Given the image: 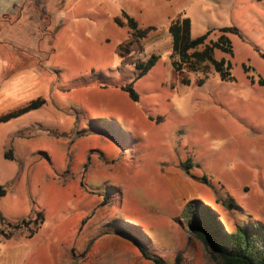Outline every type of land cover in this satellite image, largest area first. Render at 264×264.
I'll use <instances>...</instances> for the list:
<instances>
[{"label": "rangeland", "instance_id": "rangeland-1", "mask_svg": "<svg viewBox=\"0 0 264 264\" xmlns=\"http://www.w3.org/2000/svg\"><path fill=\"white\" fill-rule=\"evenodd\" d=\"M151 1L140 25L163 32L158 48L145 34L124 43L127 29L98 35L77 22L65 46L39 63L46 104L0 123V215L27 222L0 235V264H218L182 219L194 199L226 231L264 225V0ZM178 12L194 38L241 32L227 35L232 55L213 54L230 62L233 81L210 64L175 69L164 39ZM151 54L158 61L134 81L135 64ZM129 83L137 102L120 89ZM0 231L11 229L0 223ZM125 234H137L147 259Z\"/></svg>", "mask_w": 264, "mask_h": 264}, {"label": "crops", "instance_id": "crops-1", "mask_svg": "<svg viewBox=\"0 0 264 264\" xmlns=\"http://www.w3.org/2000/svg\"><path fill=\"white\" fill-rule=\"evenodd\" d=\"M151 4V0H0V117L37 99L46 104L48 81L39 63L65 46L72 36L71 30L78 28L77 22L87 23L98 35L104 34L110 25L127 29L126 43L134 38L127 27L126 15L139 30H148L142 40L158 48L163 32L140 25L151 18ZM160 12L158 19H167V14ZM182 13L178 12L169 26L181 19ZM117 19L122 26L115 23ZM68 21L71 28L66 27ZM171 41L168 32L164 44L170 50Z\"/></svg>", "mask_w": 264, "mask_h": 264}, {"label": "trees", "instance_id": "trees-1", "mask_svg": "<svg viewBox=\"0 0 264 264\" xmlns=\"http://www.w3.org/2000/svg\"><path fill=\"white\" fill-rule=\"evenodd\" d=\"M124 17L127 20V27L132 37L142 38L148 31L139 30L133 19L126 15ZM115 23L122 26V23L118 19L115 20ZM168 32L172 38L171 57H175L173 66L176 70L181 71L182 69H186L188 72L197 73L203 71L206 64H210L213 71L219 75L221 80H234L231 74L230 62L223 58L216 60L213 54L215 51L227 55L233 54V46L227 35L231 34L241 37V32L236 27L218 29L219 36L215 41H211L208 40V37L212 33V30H208L205 34L193 38L191 36L190 19L181 18L169 26ZM158 59L159 56L151 54L146 61L135 64L138 74L135 76L134 81L145 76L154 67ZM243 70L245 73L249 71L245 66ZM248 79H250L251 84L254 83L252 77L248 76ZM182 84L188 85L189 82L184 80ZM259 85L264 84L261 81ZM120 89L127 93L133 102L138 101L139 96L133 88V83L121 86ZM44 104L45 101L43 99L32 101L20 109L1 116L0 122H7L32 110L39 109ZM4 157L12 159L9 153H6ZM186 163L182 166L183 169H187L188 162ZM5 195L6 189L0 185V198ZM181 215L182 219L186 220L188 227H194L192 235L203 244L210 258L218 264H264V225L262 223L250 221L242 226H237L233 231H226V228L215 216L210 206L198 199L187 202ZM0 223L11 229L8 233L0 231V235L4 239L11 237L14 231L26 228L27 224L25 220L12 224L5 221L1 215ZM127 228L131 230L135 229L136 233H138L137 231H141L138 226H131L130 224H128ZM140 233L143 234V230ZM125 235L128 239H131L132 244L130 245L147 259V251L137 234ZM177 262L176 258L174 264H178ZM154 264H160V262L155 260Z\"/></svg>", "mask_w": 264, "mask_h": 264}, {"label": "water", "instance_id": "water-1", "mask_svg": "<svg viewBox=\"0 0 264 264\" xmlns=\"http://www.w3.org/2000/svg\"><path fill=\"white\" fill-rule=\"evenodd\" d=\"M189 232L192 234L194 232V227H189Z\"/></svg>", "mask_w": 264, "mask_h": 264}]
</instances>
